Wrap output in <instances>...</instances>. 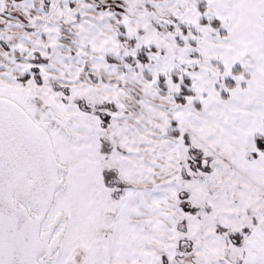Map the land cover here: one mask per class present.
Segmentation results:
<instances>
[{
	"label": "snow or ice",
	"instance_id": "snow-or-ice-1",
	"mask_svg": "<svg viewBox=\"0 0 264 264\" xmlns=\"http://www.w3.org/2000/svg\"><path fill=\"white\" fill-rule=\"evenodd\" d=\"M0 264H264V0H0Z\"/></svg>",
	"mask_w": 264,
	"mask_h": 264
}]
</instances>
